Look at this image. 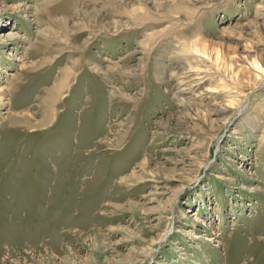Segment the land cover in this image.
<instances>
[{"label": "rangeland", "instance_id": "rangeland-1", "mask_svg": "<svg viewBox=\"0 0 264 264\" xmlns=\"http://www.w3.org/2000/svg\"><path fill=\"white\" fill-rule=\"evenodd\" d=\"M0 264H264V0H0Z\"/></svg>", "mask_w": 264, "mask_h": 264}]
</instances>
